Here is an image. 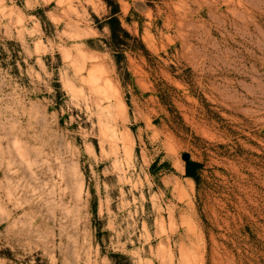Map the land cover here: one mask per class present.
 <instances>
[{"label":"rangeland","instance_id":"obj_1","mask_svg":"<svg viewBox=\"0 0 264 264\" xmlns=\"http://www.w3.org/2000/svg\"><path fill=\"white\" fill-rule=\"evenodd\" d=\"M113 2L0 0V264H264V0Z\"/></svg>","mask_w":264,"mask_h":264},{"label":"trees","instance_id":"obj_2","mask_svg":"<svg viewBox=\"0 0 264 264\" xmlns=\"http://www.w3.org/2000/svg\"><path fill=\"white\" fill-rule=\"evenodd\" d=\"M109 6L111 8V14L107 16L105 24L110 29V46L114 48V56L119 63L121 56L123 55L124 46H129L127 39H135L133 35L122 26L119 13L120 7L118 3H114L113 0H109ZM119 48V49H115ZM203 165L201 162L191 159L186 160V176L194 179L197 183L200 179V170Z\"/></svg>","mask_w":264,"mask_h":264},{"label":"water","instance_id":"obj_3","mask_svg":"<svg viewBox=\"0 0 264 264\" xmlns=\"http://www.w3.org/2000/svg\"><path fill=\"white\" fill-rule=\"evenodd\" d=\"M183 157H184L185 160H188V159L190 158V155H189L188 153H185V154L183 155Z\"/></svg>","mask_w":264,"mask_h":264}]
</instances>
